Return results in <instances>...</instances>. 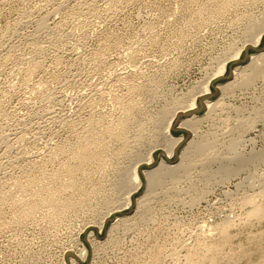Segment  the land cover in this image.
I'll return each instance as SVG.
<instances>
[{"label": "rangeland", "instance_id": "1", "mask_svg": "<svg viewBox=\"0 0 264 264\" xmlns=\"http://www.w3.org/2000/svg\"><path fill=\"white\" fill-rule=\"evenodd\" d=\"M249 25L264 0H0V264H264Z\"/></svg>", "mask_w": 264, "mask_h": 264}, {"label": "bare ground", "instance_id": "2", "mask_svg": "<svg viewBox=\"0 0 264 264\" xmlns=\"http://www.w3.org/2000/svg\"><path fill=\"white\" fill-rule=\"evenodd\" d=\"M253 24V23H252ZM255 24V23H254ZM253 24V25H254ZM249 26H251V25H249ZM248 26V27H249ZM252 27V29H250V31L252 30V32L251 33H253V34H251L250 33V31H247V33H250V35L249 36H251V40L249 41L250 43L249 44H253V45H250L249 47L248 46H246L245 47V50H246V55H245V57L242 59L241 58V55H242V52L243 51H241V50H239L238 52H236L235 54H234V56H233V58L232 59H235V63L236 62H239L240 64H243L244 65V67L243 68H240V75H236V74H234V77H232V82L228 85V86H232V88L233 89H235L236 87H233V84L240 78L241 80H243L247 85L252 81V79H257L258 77H262L263 75H262V68H260V66H259V63H260V61L261 60H264V54H260V55H258V56H252V57H247V55H248V52H259V50H258V46L257 47H254V46H256V45H258V43L260 42V39H261V37L263 36V34H264V26H262V25H260L259 27L257 26V27H254V26H251ZM254 27V28H253ZM254 31V32H253ZM249 39H250V37H249ZM232 49V48H231ZM262 50V49H261ZM264 63V62H263ZM261 64V63H260ZM264 66V65H263ZM226 68H227V66L225 65H223L222 66V68H221V70H220V72L218 73V75H221V77H222V75H224V73H226ZM239 69V68H238ZM249 71H251V73H252V75H247V73L249 72ZM262 75V76H261ZM224 77H226V76H224ZM230 77V76H229ZM245 83H243V84H245ZM245 84V85H246ZM251 84V83H250ZM249 84V85H250ZM236 85H238V84H236ZM227 86V85H226ZM243 86V85H242ZM246 87V86H245ZM209 88H211V87H209ZM209 88H207L206 90H204L203 92H206V93H208V92H210V89ZM227 88V87H226ZM248 88V87H247ZM232 89V90H233ZM241 89V88H240ZM222 91L221 93H222V96L225 94V92L227 91V90H225V87H223L222 89H218V91ZM232 90H230V92L232 91ZM215 92H217V90L215 91ZM228 92V91H227ZM210 93L209 94H205L203 97H201L200 99H198L200 102H201V104H200V106L202 105V107L205 109V108H207V110L209 109V112H208V114L210 113V110L212 111L214 108H215V106H216V108H217V105H218V103L217 104H210V102H207L206 101V103H202V101L204 100V99H208V98H210ZM231 96V95H230ZM223 99V98H222ZM221 99V100H222ZM220 104V103H219ZM221 105V104H220ZM190 107V106H189ZM191 107L192 108H194V107H196V104L195 105H191ZM215 108V109H216ZM214 109V110H215ZM218 109V108H217ZM213 112V111H212ZM192 113V112H191ZM201 113V112H200ZM199 114V113H198ZM213 114V113H212ZM181 115H185V113H182V114H180V116ZM211 115V114H210ZM210 115L208 116V117H210ZM189 117V116H188ZM193 121L194 122H197L196 121V118H193ZM191 122V121H190ZM193 122V123H194ZM187 124H189V121H185V123L184 124H182L181 126H186ZM197 124H199L198 122H197ZM196 124V125H197ZM180 126V125H179ZM184 127H182V129H183ZM193 129V128H192ZM193 131V130H192ZM193 140V139H192ZM174 142V145L172 144V148H171V152H173V151H175L176 152V150L182 145V141H181V139H178V140H176V141H173ZM191 144L192 143H190V146H191ZM193 146H195V145H193ZM188 148H189V146H188ZM169 150V149H168ZM187 150V149H186ZM185 150V151H186ZM167 151V150H166ZM164 152V151H163ZM162 152V153H163ZM169 153H167V155H168ZM165 155V154H164ZM170 155V154H169ZM172 155V154H171ZM182 155H186L185 153L184 154H182ZM169 157V156H168ZM181 158H182V156H181ZM184 158H185V156H184ZM184 159L182 158V160L181 161H183ZM162 163V162H161ZM179 163V162H178ZM181 163V165H179L178 164V166H175V167H171V168H167V170H169V171H172V170H178V169H180V168H182V162H180ZM149 166V165H148ZM184 166V165H183ZM167 167V166H166ZM166 167H164V165L162 164H160V167L156 170V171H154V172H151V173H147L145 176L147 177V179H149L148 181H150L149 183H151V188L150 189H152V188H154L155 186L157 187V185H162V182H161V179L159 178L160 177V174H161V172L163 171V169H165ZM169 167V166H168ZM185 167V166H184ZM184 170H185V168H183ZM183 170V171H184ZM176 172V171H175ZM177 172H179V170L177 171ZM182 172V171H181ZM168 173V172H167ZM171 174V173H170ZM173 176H170L169 178H172ZM135 181L138 183V181L140 180L139 179V175L138 176H136L135 175ZM160 179V180H159ZM161 182V183H160ZM155 187V188H156ZM149 189V190H150ZM146 199H147V197H146Z\"/></svg>", "mask_w": 264, "mask_h": 264}]
</instances>
